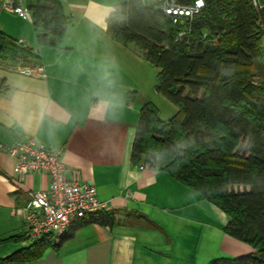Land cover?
<instances>
[{
  "label": "crops",
  "instance_id": "0c3cea01",
  "mask_svg": "<svg viewBox=\"0 0 264 264\" xmlns=\"http://www.w3.org/2000/svg\"><path fill=\"white\" fill-rule=\"evenodd\" d=\"M126 1L62 0L70 22L61 44L40 47L32 17L4 11L0 0V31L28 51L21 65L14 48L0 53V260L31 245L23 208L30 193L49 188L46 174L15 176L1 149L30 138L60 151L66 179L93 184L104 212L124 213L111 227L75 221L70 238L18 264H208L255 251L224 231L229 216L199 192L132 162L141 109L151 104L168 121L177 108L155 90L159 70L106 34ZM261 54L264 62V38ZM37 63L43 77L19 69Z\"/></svg>",
  "mask_w": 264,
  "mask_h": 264
},
{
  "label": "trees",
  "instance_id": "16d2710c",
  "mask_svg": "<svg viewBox=\"0 0 264 264\" xmlns=\"http://www.w3.org/2000/svg\"><path fill=\"white\" fill-rule=\"evenodd\" d=\"M202 1L196 15L177 24L147 0L117 4L107 19L108 38L132 44L159 70L155 90L177 108L168 121L151 104L141 109L131 160L199 192L229 216L224 231L255 250L208 264H264V9L252 0ZM28 9L37 45L58 47L70 22L62 0H34ZM15 46L0 31V53L12 47L28 54ZM123 213L99 212L85 222L111 227ZM58 245L45 238L0 264L30 262Z\"/></svg>",
  "mask_w": 264,
  "mask_h": 264
},
{
  "label": "built area",
  "instance_id": "2783aa9c",
  "mask_svg": "<svg viewBox=\"0 0 264 264\" xmlns=\"http://www.w3.org/2000/svg\"><path fill=\"white\" fill-rule=\"evenodd\" d=\"M28 1L34 0H2V8L22 19L31 20L26 5ZM252 1L255 7H259L255 0ZM147 2L169 16L173 24H177L180 17L191 18L204 6L202 0H195L192 6H181L175 0ZM18 58L21 65L23 57ZM19 69L26 76H44V66L40 63ZM1 149L14 161L12 172L18 178L23 179L29 174H46L50 178L49 188L30 193L23 208L24 237L31 244L46 238L52 245H58L68 234L72 223L106 210V203L98 199L93 184L66 179V167L60 151L31 138L1 146Z\"/></svg>",
  "mask_w": 264,
  "mask_h": 264
},
{
  "label": "rangeland",
  "instance_id": "374dc122",
  "mask_svg": "<svg viewBox=\"0 0 264 264\" xmlns=\"http://www.w3.org/2000/svg\"><path fill=\"white\" fill-rule=\"evenodd\" d=\"M255 1H257L256 3H259V0H255ZM34 1H28V2H26V5L28 6L29 4H31V3H33ZM130 45H132V44H130ZM133 46V45H132ZM154 147V146H153ZM158 150H160V149H158ZM236 190H241V188H235Z\"/></svg>",
  "mask_w": 264,
  "mask_h": 264
},
{
  "label": "water",
  "instance_id": "95a60500",
  "mask_svg": "<svg viewBox=\"0 0 264 264\" xmlns=\"http://www.w3.org/2000/svg\"><path fill=\"white\" fill-rule=\"evenodd\" d=\"M157 10H159V8H157Z\"/></svg>",
  "mask_w": 264,
  "mask_h": 264
}]
</instances>
